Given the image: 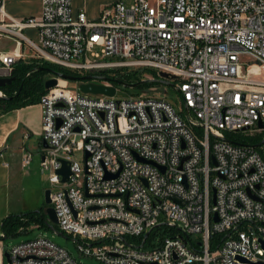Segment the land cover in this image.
Wrapping results in <instances>:
<instances>
[{
    "label": "built area",
    "instance_id": "2783aa9c",
    "mask_svg": "<svg viewBox=\"0 0 264 264\" xmlns=\"http://www.w3.org/2000/svg\"><path fill=\"white\" fill-rule=\"evenodd\" d=\"M4 3L0 39L26 44L40 62L80 76L147 69L181 81L180 111L166 98L117 100L61 80L41 98V171L59 231L80 254L103 264L264 263V153L225 140L264 132V0H118L96 20L75 14L73 0H42L41 15L23 19ZM30 28L39 44L24 35ZM21 56L0 52V68L12 71ZM61 161L71 164L66 183ZM215 235L226 238L213 249ZM6 251L10 264H79L45 236Z\"/></svg>",
    "mask_w": 264,
    "mask_h": 264
},
{
    "label": "crops",
    "instance_id": "0c3cea01",
    "mask_svg": "<svg viewBox=\"0 0 264 264\" xmlns=\"http://www.w3.org/2000/svg\"><path fill=\"white\" fill-rule=\"evenodd\" d=\"M111 1H106L98 8L86 6L84 9L82 5H79V0H73V11L78 14L85 10L89 19L96 20L100 17L104 7L112 3ZM4 7L5 12L16 19L38 17L42 11V0H5ZM24 35L39 44L37 29H27ZM13 42L15 46L11 49L8 46ZM0 52L22 55L18 61L38 60L33 49L26 44L17 46L14 38L11 37L0 39ZM42 126L40 104L0 112V217L1 215L29 213V203L25 197V183L38 181L41 189H47L48 179L42 178L44 173L41 171V163L47 149L42 137ZM27 154L32 155V161L30 165L24 166L23 159ZM1 257L0 249V262Z\"/></svg>",
    "mask_w": 264,
    "mask_h": 264
},
{
    "label": "trees",
    "instance_id": "16d2710c",
    "mask_svg": "<svg viewBox=\"0 0 264 264\" xmlns=\"http://www.w3.org/2000/svg\"><path fill=\"white\" fill-rule=\"evenodd\" d=\"M39 68H51L55 71L80 76V74L69 71L67 69L61 68L59 66H55L49 63H43L38 60L31 62H24L22 60L18 61L12 70V76L16 78V80L11 84L7 85L0 89L4 93V97H0V112H9L17 109H21L27 106L40 104L41 98L48 92L45 89V82L51 74L47 71L38 70ZM103 77L110 78L115 87L118 88L119 83L129 84L127 87H131V85L139 84L136 88L138 91H143L145 89H150L153 87H158L161 83L157 81H148L146 83L142 82L143 75L151 74L154 78H158L159 76L155 71L141 69L136 71H128L118 75L117 77H109L108 73H102ZM100 76V75H99ZM102 76V75H101ZM157 80V79H156ZM70 82V81H68ZM123 86V85H122ZM19 91L21 93L19 94ZM182 116H185V112H180ZM226 138L233 143L248 145L254 147L259 145L264 141L263 137H247L241 133L237 134H227ZM264 144L257 148L260 153L263 152ZM36 225L39 228H47L49 229V219L45 214L44 209H40L36 212L23 213L18 215H10L6 219L3 220L1 225L2 235L0 236V241L4 243L7 239L16 236L19 234L22 228H26L30 225ZM59 230V227L56 226ZM64 235L69 239L72 238L71 235L64 233ZM226 238V235H215L213 237L214 248L216 249L217 245L222 242ZM6 250V248H5Z\"/></svg>",
    "mask_w": 264,
    "mask_h": 264
},
{
    "label": "rangeland",
    "instance_id": "374dc122",
    "mask_svg": "<svg viewBox=\"0 0 264 264\" xmlns=\"http://www.w3.org/2000/svg\"><path fill=\"white\" fill-rule=\"evenodd\" d=\"M106 1H108V0H79V5H82V8H84V9L86 6L98 8L101 4L105 3ZM116 1H118V0H112L111 1L112 3H110L109 5L115 3ZM124 2L126 3L127 6L131 7L134 4L135 0H124ZM108 6H105L104 9ZM14 44L15 43L13 42L8 47L11 49L14 48V46H15ZM94 51L97 53H101V48L97 47ZM90 57H91V53H90ZM33 61H36V60L34 59ZM27 62H31V61H27ZM126 72H128V71H126ZM102 73H108L110 75L109 77L112 78V77H117L118 75L125 73V72L100 71V72L89 73L85 76H90V75L91 76H99V75L103 76ZM51 77H52V75L48 76L47 80ZM143 78L144 79L142 80V82H144V83H146L148 81H154L156 79L158 80V78H154L151 74H145V75H143ZM61 83H63L64 85H66L70 89H76V88H78V85H79L76 82H68V81H64L63 79H61ZM178 83H181V81L177 80L175 84L178 86ZM117 89H118V93L115 97L117 100H126V99L131 98L132 96H135V97L150 96V97H156V98H166L174 104V106L176 107L177 110L180 111V110L184 109V105H183V101H182V95L179 93V91L176 89H173L167 85H164V84H161L158 87L145 89L143 91H138V89H136V88L125 87L122 85H119ZM197 132L199 133L200 136L203 135V129L197 128ZM263 136H264V132H258V131L249 133L247 135V137H255V138L256 137H263ZM78 157L81 160L82 154H78ZM42 178L46 179V180L48 179V177L45 174L43 175ZM25 188H26L25 189V197L29 203V209H28L29 212H36V211H39L40 209H44V211H45V209L47 207L45 193L47 190L54 189V187H52L49 180L47 181V189L46 190L41 189L38 181L31 182V183H28V182L25 183ZM1 216L2 217H0V228H1V225L3 223V220L6 219L9 215H7V216L1 215ZM165 220H166L165 217H161L160 223H163ZM1 235H2V232L0 230V236ZM40 236H45L49 240L54 242L55 244H57V245L65 248L66 250H68L69 253L71 254V256L73 257V259H75L77 261V263H79V264H103L102 262L98 261L96 258L82 256L80 254L79 249H78L79 243L74 241V237L68 239L67 237H64V236H58L54 232H52L50 229L39 228L38 226H36L34 224L30 225L26 228H22L18 235L13 236V237L7 239L6 241H4L5 245H3L0 241L1 255H2V253L4 254L6 250L12 249V247L15 245H18L20 243H23V242H26L29 240H35V239L39 238ZM4 247L6 248L5 251H4Z\"/></svg>",
    "mask_w": 264,
    "mask_h": 264
},
{
    "label": "water",
    "instance_id": "95a60500",
    "mask_svg": "<svg viewBox=\"0 0 264 264\" xmlns=\"http://www.w3.org/2000/svg\"><path fill=\"white\" fill-rule=\"evenodd\" d=\"M38 70L40 71H47L48 73H50L52 75L51 78H49L46 82H45V89L47 91L55 88L58 86L59 84V80L63 79L64 81H70V82H76L78 83V89L80 92H82L83 94H88V95H95V96H107L110 98H114L117 95L118 89L115 86H108V85H104V84H97L95 82H93L94 80H101V81H106V82H112V80L108 77H103V76H75V75H69V74H65V73H61L58 71H55L51 68H39ZM170 75L166 74V73H161L159 75V79L155 80L161 84L167 85L173 89H176L179 91V89L177 88V86L172 83L170 81ZM16 80L15 77L12 76V71L8 68H0V89L3 87H6L7 85H11L14 81ZM91 81V82H90ZM120 85H123L125 87H127L129 84H124V83H119ZM139 86V84H134L131 85V87L133 88H137ZM21 93V91H19V94ZM185 113L188 119H190V114H189V109L186 108L185 109ZM264 124L262 122L259 123V128L263 129ZM245 130H249L248 128ZM228 142H231L230 140H228L227 138L225 139ZM233 143V142H232ZM237 144V143H234ZM264 144V141L261 142L259 145L254 146L255 149H257L258 147L262 146ZM239 145V144H238ZM44 146L46 148H48V143L46 141H44ZM89 153H87L86 157L88 159L89 157ZM141 162H146L144 159H139ZM213 164L217 165V160L215 157L212 158ZM62 163V168L58 171V174L60 176L63 177V183H66L69 181V177L71 176V164L66 162V161H61ZM153 164V163H151ZM155 165V164H153ZM156 166V165H155ZM161 170L164 172L166 169L164 167H161ZM213 192V205H216L217 203V191L216 189L212 190ZM52 190H47L45 193V198H46V209H45V214L48 216L49 219V229L54 232L56 235L58 236H64V233H62L61 231H59L56 226H58L59 220L57 217V213L55 211V209L52 207ZM254 199L257 200V198L254 197ZM214 222H219V217L218 214L215 213L214 215ZM262 226H264V223H262ZM74 241L76 242V240L74 239ZM262 246L264 248V240H261ZM4 258L7 261L8 264L11 263V257H10V253L8 251H5L4 253ZM259 264H264L263 262H260Z\"/></svg>",
    "mask_w": 264,
    "mask_h": 264
},
{
    "label": "flooded vegetation",
    "instance_id": "af4514ba",
    "mask_svg": "<svg viewBox=\"0 0 264 264\" xmlns=\"http://www.w3.org/2000/svg\"><path fill=\"white\" fill-rule=\"evenodd\" d=\"M91 82V81H90ZM93 82H95V83H97V84H102L103 83V81H101V80H94Z\"/></svg>",
    "mask_w": 264,
    "mask_h": 264
}]
</instances>
